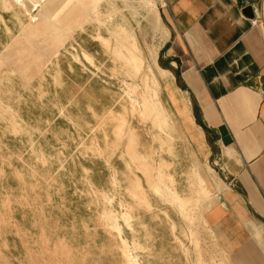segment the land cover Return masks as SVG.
I'll return each mask as SVG.
<instances>
[{
	"label": "rangeland",
	"instance_id": "rangeland-1",
	"mask_svg": "<svg viewBox=\"0 0 264 264\" xmlns=\"http://www.w3.org/2000/svg\"><path fill=\"white\" fill-rule=\"evenodd\" d=\"M91 1L106 25L124 22L133 34L143 58L138 76L125 73L101 46L98 34L114 42L105 26L91 20L79 28L88 0H0V75L6 78L1 85L0 77V108H10L0 113V241L12 264H23L25 255L29 264H264L250 257L240 263L204 220L225 171L216 137L163 57L169 30L161 0H153L158 22L146 2ZM260 18L264 29V2ZM30 20L39 33L24 35ZM146 74L156 77L170 147L155 139L164 133L151 120L130 110ZM123 110L125 135L118 139L112 114ZM129 129L153 166L162 157L180 196L193 193L191 173L205 181L209 194L195 196L193 211L202 222L155 194L136 170L151 207L128 191ZM253 232L264 242V234Z\"/></svg>",
	"mask_w": 264,
	"mask_h": 264
},
{
	"label": "crops",
	"instance_id": "crops-1",
	"mask_svg": "<svg viewBox=\"0 0 264 264\" xmlns=\"http://www.w3.org/2000/svg\"><path fill=\"white\" fill-rule=\"evenodd\" d=\"M161 2L163 57L216 137L225 171L204 220L240 263L264 260L253 232L264 234V29L252 23L264 0Z\"/></svg>",
	"mask_w": 264,
	"mask_h": 264
},
{
	"label": "bare ground",
	"instance_id": "bare-ground-1",
	"mask_svg": "<svg viewBox=\"0 0 264 264\" xmlns=\"http://www.w3.org/2000/svg\"><path fill=\"white\" fill-rule=\"evenodd\" d=\"M88 2L90 3L88 5L83 6L81 8V12L78 13L79 16L85 18V20H82V22L79 24V28H82V23L89 22L91 20L97 23L98 26H105V30L110 35V38L112 39L114 38L113 39L114 42L98 34L96 37L101 42V46H103L104 49H107V51L110 54H112V58H114L113 60L120 63L121 68L124 70L125 73L131 76H138L142 69L143 58H142L141 50L138 47L133 34L130 33L128 27L124 24V22L117 24L115 26L106 25L109 22L108 20H102V16H101L102 11L99 9L98 4L92 3L91 0H88ZM139 2H141L142 4L146 2L149 5L148 13L150 14V17L156 19L157 22L160 21L157 8L155 7L153 0H139ZM9 7H11V5ZM110 15L111 13H108L107 17H110ZM38 29L39 28H37L30 20L29 25L22 27L20 32H23L24 35H32L37 32L39 33ZM33 49L35 50V48ZM27 52H30L29 49ZM154 55L155 54L152 53L153 59L155 57ZM83 56L86 60L91 62V57L89 54L83 52ZM0 77H1V85H3V80L6 79L5 75L4 76L0 75ZM142 83H143L142 89L138 94V97H136L137 99H134L135 104L131 103L130 110L131 112L138 111L140 112L143 119L151 120L152 126L164 133L163 136H161L160 133L154 134L155 139L160 143L161 147H164V145H166V147H170L171 137L165 131L167 114L165 113V109L162 106L161 100L159 98V92H158L159 88L156 83V77L153 75L150 77L146 74L144 75ZM129 91L135 93L136 87L134 86L131 87ZM18 94L20 95V92ZM135 105L139 106V110L136 109ZM4 108L5 109L0 108V113L6 111L7 109L10 110L9 106H6ZM124 113H125L124 110L116 114L111 113L113 117L112 121L116 123V125L114 126V134L115 136H117L118 139L121 136L125 135L123 134V128L125 124ZM11 118L13 117L8 116V118L5 120L11 123L10 122ZM123 154L128 156L125 162L127 164L128 171L132 174L131 177H128V183H129L128 191L134 197L139 199V201L141 203H144L148 208L151 207V204L149 203L146 197L145 191L141 186L140 178L134 172V170H136L139 173H141V175L147 181L149 187H151L152 191L155 194L168 197L170 199V202L175 203L179 207V209L182 212H184V214L188 215L189 212H192V215L190 217L191 218L194 217L195 213H193V211L195 212V209H198L197 207L198 198H196L195 196L204 197V196H208L209 194V190L206 186L205 181L198 174L191 173L192 175H194V183L192 181V186L194 187V189L192 188L191 190L193 193L190 194V196H186V195L180 196L174 190L175 188L173 187L174 186L173 176L168 172H166L168 165L160 156L159 164L157 166H153L152 154L141 153V151L138 150L137 138L132 129H129L128 141L124 147ZM110 213L111 212H105L107 217L112 219L113 227L119 230V225L117 224L116 217ZM121 216L128 225L129 222L128 214L125 213ZM195 217L201 220V222L203 221L202 214L198 215L197 213ZM2 223L3 222L0 218V226L2 225ZM4 248H7L6 241L5 239H2V241H0V250H1L0 264H12L10 258L11 255H9V251L7 250L4 251L5 250ZM125 254L127 257H130L128 253H126V251ZM19 261H21L23 264H29L27 255L21 257Z\"/></svg>",
	"mask_w": 264,
	"mask_h": 264
},
{
	"label": "built area",
	"instance_id": "built-area-1",
	"mask_svg": "<svg viewBox=\"0 0 264 264\" xmlns=\"http://www.w3.org/2000/svg\"><path fill=\"white\" fill-rule=\"evenodd\" d=\"M260 16L259 17H257V18H254L253 20H252V23L254 24V25H256V24H258L259 22H260Z\"/></svg>",
	"mask_w": 264,
	"mask_h": 264
},
{
	"label": "water",
	"instance_id": "water-1",
	"mask_svg": "<svg viewBox=\"0 0 264 264\" xmlns=\"http://www.w3.org/2000/svg\"><path fill=\"white\" fill-rule=\"evenodd\" d=\"M246 8H247V10H246V11H249V12L251 11V12H252V9H251V7H249V6H248V7H246ZM251 16H253V15L251 14Z\"/></svg>",
	"mask_w": 264,
	"mask_h": 264
}]
</instances>
